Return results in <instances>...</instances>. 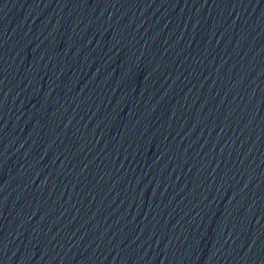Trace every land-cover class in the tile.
Listing matches in <instances>:
<instances>
[{
    "label": "water",
    "instance_id": "water-1",
    "mask_svg": "<svg viewBox=\"0 0 264 264\" xmlns=\"http://www.w3.org/2000/svg\"><path fill=\"white\" fill-rule=\"evenodd\" d=\"M0 264H264V0H0Z\"/></svg>",
    "mask_w": 264,
    "mask_h": 264
}]
</instances>
